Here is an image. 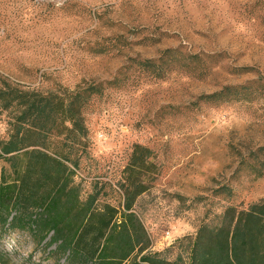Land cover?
<instances>
[{
  "label": "rangeland",
  "instance_id": "1",
  "mask_svg": "<svg viewBox=\"0 0 264 264\" xmlns=\"http://www.w3.org/2000/svg\"><path fill=\"white\" fill-rule=\"evenodd\" d=\"M166 49L220 57L206 62L205 80L176 67L155 79L131 61L157 59ZM0 75L43 93L101 87L84 114L83 189L97 184L100 202L118 207V182L137 180L135 211L150 250L169 260L214 214L264 200V175L240 164L264 147V95L224 104L200 99L264 75V0H0ZM8 121L0 112V138ZM135 148L149 153L130 175ZM2 168L9 173L0 159ZM224 185L228 199L216 192ZM0 256V264H50L27 234L2 238Z\"/></svg>",
  "mask_w": 264,
  "mask_h": 264
},
{
  "label": "trees",
  "instance_id": "2",
  "mask_svg": "<svg viewBox=\"0 0 264 264\" xmlns=\"http://www.w3.org/2000/svg\"><path fill=\"white\" fill-rule=\"evenodd\" d=\"M97 53L106 51L100 48ZM218 57L166 49L157 59L131 61L155 79L165 78L169 67H176L205 80L210 75L206 62ZM101 93L99 85L61 93L29 91L0 75V112L9 114L6 137L0 138V159L9 169L8 174L4 168L0 172V240L27 234L50 264H264V200L214 214L197 227L183 253L169 260L163 252L150 250L135 211L142 193L137 180L118 182L123 199L118 207L100 202L102 188L97 184L84 191L78 176L88 149L84 114L92 95ZM263 95L264 75L224 85L200 99L224 104L251 102ZM137 149L125 169L130 175L144 167L149 153ZM240 164L256 178L264 175V147ZM216 192L225 199L232 194L226 185Z\"/></svg>",
  "mask_w": 264,
  "mask_h": 264
}]
</instances>
